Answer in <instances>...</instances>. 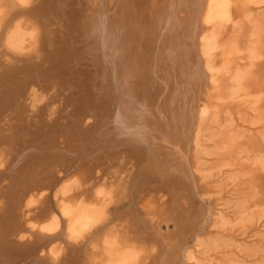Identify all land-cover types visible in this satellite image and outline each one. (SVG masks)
Returning a JSON list of instances; mask_svg holds the SVG:
<instances>
[{"label":"bare ground","instance_id":"obj_1","mask_svg":"<svg viewBox=\"0 0 264 264\" xmlns=\"http://www.w3.org/2000/svg\"><path fill=\"white\" fill-rule=\"evenodd\" d=\"M258 9L264 0H0L11 61L0 60V264H206L245 250L224 234L228 182L202 184L206 157L232 156L245 137L219 102L253 97L257 111L262 99L249 93L264 57ZM253 167L264 171L263 154ZM247 202L233 205L247 235L264 233Z\"/></svg>","mask_w":264,"mask_h":264},{"label":"rangeland","instance_id":"obj_2","mask_svg":"<svg viewBox=\"0 0 264 264\" xmlns=\"http://www.w3.org/2000/svg\"><path fill=\"white\" fill-rule=\"evenodd\" d=\"M258 10H260V11H258ZM258 10H257V14L259 13L258 16L264 17V12H263L264 9H258ZM262 42L264 44V33L262 35ZM263 53H264V49H263ZM0 60L4 65L11 63V61L7 57H5L4 55L1 54V50H0ZM242 63H244V62H242ZM245 64H246V62H245ZM1 71H2V68L0 66V73H1ZM252 77L254 78V80H252V82L250 81L251 86L249 89V93L252 94L253 96H257L259 94L262 95L261 102L256 107L257 111H251L247 107V105H248L247 102L253 101L254 100L253 97L242 98V100H240L241 102L240 101L219 102V105L221 106V109L223 110V112H227V110H229V112L233 115V116L230 115V117H231V119L236 121V123H235L236 126L237 127L238 126L243 127V128H241L240 132L245 134V137L237 143L236 150L232 156L222 155V156L206 157V160H209L210 163L207 161L205 168H207L209 166L207 171H212L211 174L213 176H211L210 179L203 182V184H202L204 186V188L207 189V191H209L208 193H212V192L216 193V192L220 191V189H218V187L221 185V183L223 185L224 181L228 182L226 184L229 185V188L226 189V191L223 193V196L226 195V198L231 201L232 205H231L230 211L233 212V213H231V215H232V218L234 220V223L230 228H228L227 231L224 232V234H226L228 236L233 235L231 237H235L236 238L235 240L238 239L237 244L238 243H239L238 245L243 244L244 246H242L241 248L245 249V250H239L236 248L228 249V247H227V249L225 248L224 250H214V252L211 250L212 252H209V254L207 256L202 257L206 264H209V263L210 264H218V263L219 264H223V263L224 264L225 263H227V264H257V263L258 264H264V259H263V257H264V246H262V244L264 245V242H263L264 241L263 240L264 233L257 235L256 232L254 234L252 232L248 236L247 232H249V230H247V229H249L251 227L250 222L239 220V219H241L240 213L236 207H233V205L235 206L238 204L239 201H242V198H243V200L245 199L248 201L247 205H246V209L248 211H253L254 215L256 216V219L260 218L261 216L264 215V171H259L258 169L253 167V162L255 160V157L260 156L262 154L264 155V140L261 136L264 133V128H263L264 127V116H263L264 115V57L261 61H259L257 63ZM243 95H245V94H243ZM244 104H246V105H244ZM237 108H239V109H237ZM239 112H240V114H239ZM252 112H253V114H252ZM249 115H251V116L249 117ZM238 118H239V120H238ZM243 122H244V124H243ZM260 128H262V129H260ZM255 130H258V131H255ZM212 145H214V144H212V143L209 144V146H212ZM258 153H262V154H258ZM211 160L214 161L213 162L214 166L211 165L212 164ZM227 163L230 165H233V166L223 168V166ZM212 168H213V170L215 169L214 172H213V170H211ZM230 168H232V169H230ZM1 170L3 171L4 169L0 168V171ZM215 172L217 175H215ZM226 172H228V173H226ZM219 173H221V174L218 175ZM215 176H217V177H215ZM219 176H220V178H219ZM230 176H233L232 177L233 180L229 179ZM224 177L226 179L227 178L228 179L223 180V179H225ZM9 178H10V175L5 177L6 180ZM235 181H236V183H235ZM241 181H245V182L247 181L248 183L250 182V185L248 183H247V185H245L246 183H244V182H243V184H244L243 185L241 183ZM240 184H242L243 187ZM232 187H233V189H232ZM228 191H230L234 195V197L230 196L229 194H226ZM247 192L251 193V194L248 195ZM246 195L248 196V198ZM229 196H230V198H229ZM240 197H241V199H240ZM217 199H218V197H216L214 195L213 198L210 200L212 202V205L216 204ZM236 200H239V201H236ZM196 203H197L196 206L199 207L200 203H201L200 198L196 197ZM256 205H258V206H256ZM232 207H233V209H232ZM237 213H238V215H234ZM257 213H259V214H257ZM170 225H171L170 228H168L167 226L164 227V232L166 234L174 233V232L176 233V228H175V225L173 224V222ZM238 225H240V226L238 227ZM263 225H264V217H263ZM244 226H245V228H244ZM242 227L244 230L242 229ZM246 230H247V232H246ZM244 231L246 234L243 233ZM209 232H210V237L215 236V238H216V230L215 229H211ZM191 233H192V231H191ZM191 233L183 232L182 234L185 235L186 239H188L191 237ZM258 237H260V239ZM223 244L226 245L225 243H222V245ZM256 244L260 245L263 249L261 247H260L261 250L258 249V246ZM248 246H250V249L249 248L247 249ZM253 246H255V247L253 248ZM255 248H257L256 250L259 251L258 252L259 255H258V253H254ZM251 249L254 250L253 253H252ZM248 251H250L251 253ZM232 252H233V254H231ZM245 252H247V253L245 254ZM218 253H221V254H218ZM240 253H242V254H240ZM248 256H251L250 259ZM212 257H214V258L212 259ZM207 260H209V261L207 262Z\"/></svg>","mask_w":264,"mask_h":264}]
</instances>
